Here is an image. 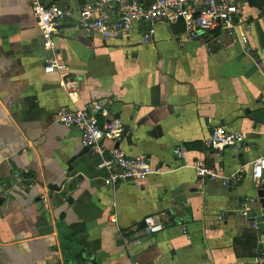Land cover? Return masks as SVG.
I'll return each mask as SVG.
<instances>
[{
	"label": "crops",
	"instance_id": "1",
	"mask_svg": "<svg viewBox=\"0 0 264 264\" xmlns=\"http://www.w3.org/2000/svg\"><path fill=\"white\" fill-rule=\"evenodd\" d=\"M242 11L246 47L190 39L182 22L158 23L150 39L136 24L104 40L64 20L61 76L44 70L51 52L27 0H0V264H234L254 255L259 232L238 210L254 198L249 213L264 230V188L250 165L264 155V0H243ZM94 99L124 123L116 145L150 156L160 173L104 184L96 154L55 117ZM216 126L241 132L242 148L206 147ZM201 164L241 168V179H201ZM153 213L164 227L143 233Z\"/></svg>",
	"mask_w": 264,
	"mask_h": 264
},
{
	"label": "built area",
	"instance_id": "2",
	"mask_svg": "<svg viewBox=\"0 0 264 264\" xmlns=\"http://www.w3.org/2000/svg\"><path fill=\"white\" fill-rule=\"evenodd\" d=\"M36 26L43 35V47L51 52L44 70L64 75L65 65L57 58L56 35L64 20H70L81 30L94 32L101 39L126 38L136 24L146 26L144 36L153 38L160 22L183 23V35L190 39L211 40L220 46L228 41L247 46L251 23L243 15V0H27ZM72 82H67L71 85ZM67 86V87H68ZM57 122L67 128H76L80 143L98 157L97 167L105 171L104 184L113 187L119 181H144L153 173H160L152 166L146 154H127L116 144L123 138L125 126L118 117L111 116L109 109L98 99L90 100L81 107L63 105L55 113ZM210 150L218 154L225 149L239 150L244 135L238 131L224 130L216 126L204 140ZM178 158L183 157L180 146L174 148ZM251 179L256 188H264V155L250 162ZM197 175L222 185H235L241 179L242 169L224 174L219 167L201 164L195 167ZM247 198L238 210L249 219L250 227L258 230L254 255L248 261L234 264H264V230L259 228L260 216L250 215ZM222 219V215L218 217ZM143 233H155L163 229L161 213L145 215ZM185 231L184 228L181 229ZM135 239L130 244H138Z\"/></svg>",
	"mask_w": 264,
	"mask_h": 264
},
{
	"label": "water",
	"instance_id": "3",
	"mask_svg": "<svg viewBox=\"0 0 264 264\" xmlns=\"http://www.w3.org/2000/svg\"><path fill=\"white\" fill-rule=\"evenodd\" d=\"M83 150H89V148L88 147H84Z\"/></svg>",
	"mask_w": 264,
	"mask_h": 264
}]
</instances>
